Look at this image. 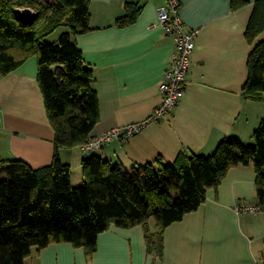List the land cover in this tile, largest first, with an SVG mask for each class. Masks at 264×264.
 <instances>
[{
  "label": "crops",
  "instance_id": "obj_1",
  "mask_svg": "<svg viewBox=\"0 0 264 264\" xmlns=\"http://www.w3.org/2000/svg\"><path fill=\"white\" fill-rule=\"evenodd\" d=\"M165 1L90 0V29L74 36L98 97L99 120L89 136L143 120L160 102L158 86L174 50L172 37L157 23ZM179 2L184 26L199 28L184 96L166 118L93 152L112 164L129 169L157 156L173 162L182 149L210 154L227 136L252 144L264 118V103L241 95L248 55L264 40V32L253 44L245 38L254 0L237 9L231 0ZM128 4L140 7L136 19L116 24ZM37 73V57L31 55L0 76V162L19 159L39 168L53 160L55 132ZM59 156L70 167L72 184H81L87 156L82 146L60 148ZM255 179L251 165L229 168L197 210L165 228L160 253L148 250L141 225L112 226L98 235L89 257L82 247L53 242L33 249L24 264H264V211H236L238 204H256ZM149 226L155 230L153 220Z\"/></svg>",
  "mask_w": 264,
  "mask_h": 264
},
{
  "label": "trees",
  "instance_id": "obj_2",
  "mask_svg": "<svg viewBox=\"0 0 264 264\" xmlns=\"http://www.w3.org/2000/svg\"><path fill=\"white\" fill-rule=\"evenodd\" d=\"M90 0H0V76L36 55L37 78L48 119L54 128L55 151L49 165L34 168L19 159L0 162V264H24L33 249L53 242L96 250L98 235L112 226L141 225L148 250L162 249L165 228L195 211L229 168L251 165L256 204L264 211V118L252 133V144L227 136L210 154L180 150L173 162L157 156L129 169L90 153L82 160L81 184L71 182V170L59 149L82 145L99 120L92 70L74 41L89 27ZM248 0H231L237 9ZM30 8L31 21L16 16ZM127 5L115 23L128 25L139 12ZM64 27L49 43L45 37ZM264 32V0H254L245 38L253 44ZM244 99L264 103V40L247 58ZM153 220L155 230L149 226Z\"/></svg>",
  "mask_w": 264,
  "mask_h": 264
},
{
  "label": "built area",
  "instance_id": "obj_3",
  "mask_svg": "<svg viewBox=\"0 0 264 264\" xmlns=\"http://www.w3.org/2000/svg\"><path fill=\"white\" fill-rule=\"evenodd\" d=\"M179 0H166L157 10V23L164 34L170 35L174 50L166 66L164 77L159 83L160 102L150 115L140 121L114 126L94 136H89L81 145L86 154L93 153L113 139L126 141L141 131L148 123L164 119L170 110L178 105L187 87V74L191 64V54L195 48L199 28H186L179 15ZM257 204H238L237 212H258Z\"/></svg>",
  "mask_w": 264,
  "mask_h": 264
},
{
  "label": "water",
  "instance_id": "obj_4",
  "mask_svg": "<svg viewBox=\"0 0 264 264\" xmlns=\"http://www.w3.org/2000/svg\"><path fill=\"white\" fill-rule=\"evenodd\" d=\"M15 14L25 21H31L35 15L30 8H17L15 10Z\"/></svg>",
  "mask_w": 264,
  "mask_h": 264
},
{
  "label": "rangeland",
  "instance_id": "obj_5",
  "mask_svg": "<svg viewBox=\"0 0 264 264\" xmlns=\"http://www.w3.org/2000/svg\"><path fill=\"white\" fill-rule=\"evenodd\" d=\"M62 30H64L62 27L57 28L52 34L45 37V41L49 42V43L55 41L57 39L59 33H61Z\"/></svg>",
  "mask_w": 264,
  "mask_h": 264
}]
</instances>
